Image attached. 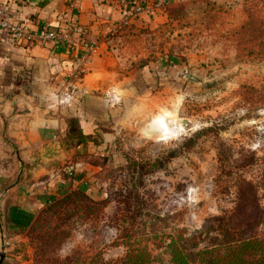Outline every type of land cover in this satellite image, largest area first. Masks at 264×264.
<instances>
[{"label": "rangeland", "instance_id": "1", "mask_svg": "<svg viewBox=\"0 0 264 264\" xmlns=\"http://www.w3.org/2000/svg\"><path fill=\"white\" fill-rule=\"evenodd\" d=\"M110 1L122 16L91 43L72 28L84 49L68 78L86 75L102 44L123 80L109 89L117 108L66 164L107 202L62 210L60 245L44 255L27 226L40 208L22 240L0 247V264L115 262L127 239L167 259L171 235L202 245L210 226L229 225L239 194L264 213V0Z\"/></svg>", "mask_w": 264, "mask_h": 264}, {"label": "crops", "instance_id": "2", "mask_svg": "<svg viewBox=\"0 0 264 264\" xmlns=\"http://www.w3.org/2000/svg\"><path fill=\"white\" fill-rule=\"evenodd\" d=\"M0 2L34 27L69 20L89 43L122 16L110 0ZM81 44H27L0 29V247L23 239L19 231L49 197L78 185L66 164L82 147H71L64 139L66 118L76 116L85 133L98 134L117 108L109 103V89L120 88L123 80L102 44L95 49L100 53L90 56L88 73L80 80L68 78L84 49ZM70 84L73 88L61 90Z\"/></svg>", "mask_w": 264, "mask_h": 264}, {"label": "trees", "instance_id": "3", "mask_svg": "<svg viewBox=\"0 0 264 264\" xmlns=\"http://www.w3.org/2000/svg\"><path fill=\"white\" fill-rule=\"evenodd\" d=\"M75 23L67 21L51 25L52 28L72 30ZM64 139L71 147H86L97 143L95 136L85 133L76 116L66 118ZM234 211L229 215V225L218 228L210 226L207 230L208 240L202 242L198 235H171L164 246L167 259L160 254H152L148 245L130 242L125 244L124 255L115 262L104 261L94 254L89 264H264V213L253 199L239 194ZM250 200V201H249ZM127 203V200H122ZM107 198L94 199L89 193L75 186L62 195L49 197L39 214L27 226L32 240L37 239L43 255L55 250L61 242L63 232L53 221L63 220L61 211L76 207L77 210L91 209L105 205ZM252 209V210H251ZM213 219L219 216H213ZM28 232V233H29ZM49 238L48 241L43 239ZM100 256V255H99Z\"/></svg>", "mask_w": 264, "mask_h": 264}, {"label": "built area", "instance_id": "4", "mask_svg": "<svg viewBox=\"0 0 264 264\" xmlns=\"http://www.w3.org/2000/svg\"><path fill=\"white\" fill-rule=\"evenodd\" d=\"M0 29L5 30L12 40H21L27 44L45 45L50 42H58L65 46H75L73 31L50 26L34 27L31 20L21 17L19 12L8 3L0 2ZM86 54L79 61L84 62ZM80 66V64L78 63ZM83 71V68H78Z\"/></svg>", "mask_w": 264, "mask_h": 264}, {"label": "water", "instance_id": "5", "mask_svg": "<svg viewBox=\"0 0 264 264\" xmlns=\"http://www.w3.org/2000/svg\"><path fill=\"white\" fill-rule=\"evenodd\" d=\"M2 258H3V255H2V254H0V262H1Z\"/></svg>", "mask_w": 264, "mask_h": 264}, {"label": "bare ground", "instance_id": "6", "mask_svg": "<svg viewBox=\"0 0 264 264\" xmlns=\"http://www.w3.org/2000/svg\"><path fill=\"white\" fill-rule=\"evenodd\" d=\"M166 125V124H165Z\"/></svg>", "mask_w": 264, "mask_h": 264}]
</instances>
